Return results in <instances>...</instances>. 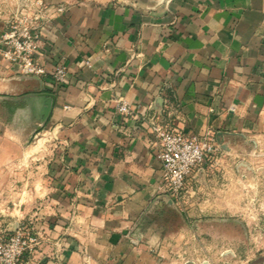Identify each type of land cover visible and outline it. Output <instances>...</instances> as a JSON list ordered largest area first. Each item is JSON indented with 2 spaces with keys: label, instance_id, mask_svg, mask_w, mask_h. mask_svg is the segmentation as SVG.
<instances>
[{
  "label": "crops",
  "instance_id": "obj_1",
  "mask_svg": "<svg viewBox=\"0 0 264 264\" xmlns=\"http://www.w3.org/2000/svg\"><path fill=\"white\" fill-rule=\"evenodd\" d=\"M42 1L49 20L38 60L49 73L23 75L0 61V229L42 235L22 264L242 257L241 248L210 249L200 232L210 222L260 230L246 244L262 250L250 264H264V204L242 205L264 153V0H170L155 9V0ZM24 3L0 0V32ZM61 64L63 84L51 74ZM120 100L129 114L118 112ZM151 115L221 145L188 177L181 200L162 187ZM39 134L54 139L40 158L29 145ZM32 197H43L39 211ZM249 212L260 216H242Z\"/></svg>",
  "mask_w": 264,
  "mask_h": 264
},
{
  "label": "built area",
  "instance_id": "obj_2",
  "mask_svg": "<svg viewBox=\"0 0 264 264\" xmlns=\"http://www.w3.org/2000/svg\"><path fill=\"white\" fill-rule=\"evenodd\" d=\"M48 20L49 13L42 0H25L24 7L7 21L5 29L0 32V58L17 66L20 74H48V68L38 60L41 29ZM51 74L56 82L63 84L68 75L67 66L58 65ZM117 110L121 115H127L131 106L120 100ZM147 121L159 147L162 187L172 198L181 200L188 177L214 160L222 151L221 145L211 135H188L178 127L167 126L155 115L148 117ZM39 239L38 233L25 226L13 230L0 229V264H20Z\"/></svg>",
  "mask_w": 264,
  "mask_h": 264
},
{
  "label": "rangeland",
  "instance_id": "obj_3",
  "mask_svg": "<svg viewBox=\"0 0 264 264\" xmlns=\"http://www.w3.org/2000/svg\"><path fill=\"white\" fill-rule=\"evenodd\" d=\"M19 11L21 10L18 9ZM18 12V11H16ZM16 12H13L6 20H10ZM4 13V12H3ZM7 21L5 23L7 24ZM6 27V26H5ZM6 61L5 59H0V61ZM20 74V73H19ZM45 138V141L42 140V138ZM40 139V140H39ZM43 143H39L40 141ZM54 139L49 138L46 139V136L43 134H39V136L34 137L30 142V149H33L34 156H39V158L42 156L43 152H46L47 150H44V146H51ZM257 158L256 171L258 174V177L255 181L250 182V189L257 190L258 193H261L262 196L254 195L251 191L252 196L249 198H243L242 205L243 207L247 208L250 207L251 209L259 208L261 205L264 204V153H261ZM33 168L35 172L40 173L41 172V166L40 165H33ZM257 193V194H258ZM30 202L33 205L34 211H39L38 209L41 207L43 197H32L28 198ZM20 201L25 202L26 198L22 197L19 198ZM26 204V203H24ZM34 217H38L37 214L33 215ZM242 216H251L254 218H258L260 216L259 213L253 212V213H243ZM31 231V230H30ZM33 231V230H32ZM260 230H248L247 228H238L237 226H234L232 222H227L226 224H217L214 222H210L208 225L204 226L203 229H200V232L206 233L211 238L210 241V249L214 251L220 250L223 247L226 249L229 248H238L242 250V257L239 258V256H229V259L226 260L225 264H250L249 258L253 257L254 255H257L262 252V250L256 249V247L253 245L251 248H254L251 250L249 245L246 244V241L248 238H253V236H258ZM39 234V242L36 244L31 251V253H27L23 256L22 260L20 261V264H22L23 259L27 256L32 255L34 252H36L41 243H42V235L41 233L37 232ZM257 233V234H256ZM238 251V250H237ZM232 252V251H231ZM230 253V252H229ZM231 255V254H230ZM242 259V260H241ZM245 260H248L245 262ZM222 264V262H220Z\"/></svg>",
  "mask_w": 264,
  "mask_h": 264
},
{
  "label": "water",
  "instance_id": "obj_4",
  "mask_svg": "<svg viewBox=\"0 0 264 264\" xmlns=\"http://www.w3.org/2000/svg\"><path fill=\"white\" fill-rule=\"evenodd\" d=\"M155 4L152 6H149V9H155V8H168V4L170 0H155Z\"/></svg>",
  "mask_w": 264,
  "mask_h": 264
}]
</instances>
